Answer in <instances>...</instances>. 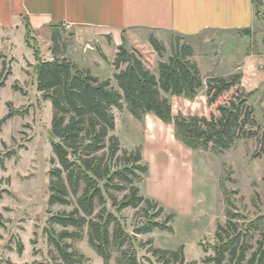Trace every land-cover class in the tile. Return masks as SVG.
<instances>
[{
    "label": "trees",
    "instance_id": "trees-1",
    "mask_svg": "<svg viewBox=\"0 0 264 264\" xmlns=\"http://www.w3.org/2000/svg\"><path fill=\"white\" fill-rule=\"evenodd\" d=\"M257 3L261 5L263 1ZM62 26L52 29L50 60L40 57L38 48L30 42V30L26 33V43L33 47L37 58V89L43 99L51 102L54 111L50 129L54 156L49 172V205L72 207L50 216V225L61 226L62 230L56 232L51 228L48 240L62 263L83 264L87 257L67 240L82 238L87 227L88 242L105 264H110L114 250L120 251L116 264H145L121 218L108 208L109 202L119 212L128 207L143 209L146 220L135 228L134 238L155 229L174 232L172 222L176 213H167L158 201L141 192L139 184L149 164L143 159L142 146L123 148L120 138L113 133L117 126L115 109L128 110L139 122L148 113L164 122H173L177 138L194 150L223 153L239 140L256 138L259 148L255 156H260L264 153V127L257 123L255 109L249 102L255 90L245 89L242 73L205 78L194 59V46L178 34L171 42L172 53L168 57L166 44L153 34L149 37L153 50L147 53L128 48L123 36L112 61L113 78L102 79L91 68L80 67L66 55L68 44L62 41ZM155 55L159 57L156 64ZM7 68L3 62L0 89L11 74ZM202 91L207 114H173L172 96L195 99ZM9 106L1 124L17 113L11 103ZM15 155L14 150H0V166L5 168L6 159ZM221 185L228 203L227 221L217 225L215 242L201 243L207 254L203 263L264 264V216L242 224L243 214L234 210L230 192L223 181ZM112 191L125 194L119 199ZM162 215L165 219L157 220ZM257 232L261 238L255 246ZM144 245H150L148 252L157 263L198 264L197 260H186L184 245L164 249L156 247L153 238Z\"/></svg>",
    "mask_w": 264,
    "mask_h": 264
},
{
    "label": "rangeland",
    "instance_id": "rangeland-1",
    "mask_svg": "<svg viewBox=\"0 0 264 264\" xmlns=\"http://www.w3.org/2000/svg\"><path fill=\"white\" fill-rule=\"evenodd\" d=\"M261 10L258 13V26L255 28V42L264 39V12ZM61 32L62 41L68 44V50L71 34L66 29ZM151 34L164 41L168 48L166 54L168 57L172 53L171 42L175 40L177 34L133 29L125 32L126 46L147 53L153 50L149 42ZM8 36L5 38L3 33L0 34V72L3 62L7 63V69L11 71L6 85L0 89V120L9 112L10 103L17 113L4 123H0V150L3 153L14 150L16 155L6 159L5 168L0 166V264H64L59 258L57 249L48 240L51 228L56 232L62 230L61 226L50 225V216L72 208L49 205V172L53 167L51 158L54 156L50 129L54 111L51 102L42 98V93L36 86L35 50L27 45L23 32H17L15 37ZM182 40L196 46L194 57L197 56L198 51V54L202 56L205 54L206 57L208 54H214L215 51L211 50L212 45L222 42V38L217 35L211 36L210 39L203 36L197 39L182 36ZM209 40L211 41L207 44ZM245 40L249 45L252 39L246 37ZM30 42L38 48L42 59H53L50 35L45 34L41 39L31 36ZM108 42L111 43L109 40ZM116 49L115 46L103 48L100 45H93L91 48L90 46L86 49L81 48L82 56L79 54L80 51H72L69 58L77 59L79 66H92L94 72L102 79L113 78L112 61ZM47 57L49 58L46 59ZM95 58H100V62L97 63ZM158 59L159 57L155 55V64ZM205 69L204 65L202 71ZM230 69L231 67L226 63L223 69L220 66L217 71L222 74L229 72ZM203 76L206 78L207 74ZM249 102L255 109L257 123L264 127V87L255 90ZM173 104L174 115L182 113L177 99H174ZM115 113L117 129L113 133L120 138L123 148L132 150L140 140L134 118L126 110L115 109ZM258 148L257 139L251 138L237 141L233 147L223 153L198 150L195 155L194 193L197 200L195 215L190 218L183 214L175 217L172 222L174 232L155 229L151 233L138 234L134 238L135 228L140 227L146 220L143 209L128 207L119 212L109 202L108 208L118 214L125 230L133 237V244L140 260L145 264H151L148 259L150 258L154 263L160 264L148 252L150 245H144L148 239L153 238L154 245L164 249H177L184 245L187 261L197 260L198 264H205L203 259L207 254L201 243L215 242L217 225L225 224L227 221L228 203L221 185L222 181L233 198L234 210L244 216L240 221L242 224L258 216H264V153L255 156ZM175 171L176 189L169 192L168 198L178 208L183 209L185 205H182V201L188 189L189 171L180 164ZM112 192L119 199L125 194V192ZM166 210L167 213L174 212L169 208ZM163 219L165 215L157 218L159 221ZM260 238L259 232L254 234L255 246ZM67 242L72 243L74 249L87 257V261L83 264H105L103 258L88 242L87 227L83 231L82 238L68 239ZM119 255L120 251L114 250L110 264H116L115 258Z\"/></svg>",
    "mask_w": 264,
    "mask_h": 264
},
{
    "label": "crops",
    "instance_id": "crops-1",
    "mask_svg": "<svg viewBox=\"0 0 264 264\" xmlns=\"http://www.w3.org/2000/svg\"><path fill=\"white\" fill-rule=\"evenodd\" d=\"M262 1L259 5L257 0H0V34L3 33L6 38L23 32L26 38L27 30H30L31 36L41 39L45 34L51 37L53 27L70 23L71 29H66L71 34L66 53L68 57L76 50L82 56L80 49L93 45L117 47L123 43L125 32L133 29L178 34L191 39L200 36L210 39L217 35L222 38V42L212 45L214 54L206 57L204 52H200L204 54L202 56L196 51L198 58L195 56L194 59L201 71L206 66L203 75L229 76L242 73L245 89L258 90L264 87V39L255 42L257 12L261 9L264 12ZM246 37L252 39L249 45ZM71 59L78 63L77 59ZM95 59L97 63L100 62V58ZM226 63L231 67L230 71L218 73L217 69L220 66L223 69ZM80 67H89L98 75L90 65ZM174 99L181 105L180 111L188 116L207 114L203 92L195 99L172 96L173 114ZM133 121L139 129L137 134L140 140L132 149L142 146L143 159L149 164V170L140 185L141 192L158 201L165 210L169 208L174 211L176 217L181 214L192 217L197 201L194 188L195 155L198 150L177 138L173 122H164L153 113H148L143 122ZM178 164L189 171L183 209L168 198L169 192L176 189L174 181Z\"/></svg>",
    "mask_w": 264,
    "mask_h": 264
},
{
    "label": "built area",
    "instance_id": "built-area-1",
    "mask_svg": "<svg viewBox=\"0 0 264 264\" xmlns=\"http://www.w3.org/2000/svg\"><path fill=\"white\" fill-rule=\"evenodd\" d=\"M63 26L67 30H70L71 29V24L70 23H64Z\"/></svg>",
    "mask_w": 264,
    "mask_h": 264
}]
</instances>
